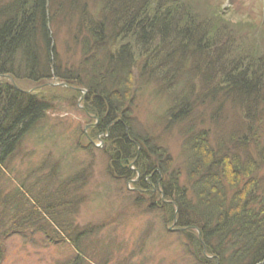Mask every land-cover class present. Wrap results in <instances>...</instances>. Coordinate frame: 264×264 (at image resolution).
<instances>
[{"label":"trees","instance_id":"16d2710c","mask_svg":"<svg viewBox=\"0 0 264 264\" xmlns=\"http://www.w3.org/2000/svg\"><path fill=\"white\" fill-rule=\"evenodd\" d=\"M190 1L0 0V171L49 109L14 85L77 81L60 74L53 46L65 25L82 49L83 105L97 133L107 135L109 166L127 180L137 171L141 183L150 176L160 182L166 218L176 221L193 264H264V63L220 40L215 22ZM142 78L170 97L163 115L180 128L184 184L166 151L130 119L133 85ZM225 101L241 112L233 125L221 119ZM208 115L218 121L214 131L204 125ZM75 180L61 179L56 190L41 182L40 193L38 182L5 192L0 180V242L25 228L76 246L84 234H72Z\"/></svg>","mask_w":264,"mask_h":264},{"label":"rangeland","instance_id":"374dc122","mask_svg":"<svg viewBox=\"0 0 264 264\" xmlns=\"http://www.w3.org/2000/svg\"><path fill=\"white\" fill-rule=\"evenodd\" d=\"M189 4L195 13L204 15L198 17L215 22L217 37L236 44L242 58L264 63V0H191ZM204 9L210 14L205 15ZM57 28L53 46L59 72L72 74L77 81L53 78L15 85L43 97L49 109L34 131L22 139L11 162L0 171V180L5 192L21 183L33 188L38 182L35 193H40L44 191L41 182L56 190L61 179H76L77 185L69 193L73 206L68 210L76 228L72 234L84 235L74 246L51 232L24 228L0 242V264H193L176 221L166 218L160 182L150 176L141 183L137 171L127 180L109 166L107 135L97 133V119L87 115L83 105L88 91L82 49L65 25ZM146 79L133 85L130 119L137 130L151 135L153 143L166 151L172 160L171 172L184 184L180 128H170L163 115L170 97L155 80ZM221 110V119L229 125L241 118L240 110L229 101L222 103ZM203 112L201 107L198 113ZM209 116L204 125L214 131L218 121ZM128 167L135 170L133 165ZM51 189L49 194L54 193Z\"/></svg>","mask_w":264,"mask_h":264}]
</instances>
